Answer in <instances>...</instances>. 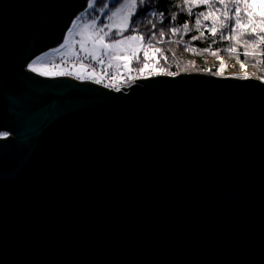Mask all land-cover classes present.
Here are the masks:
<instances>
[{
	"label": "water",
	"instance_id": "water-1",
	"mask_svg": "<svg viewBox=\"0 0 264 264\" xmlns=\"http://www.w3.org/2000/svg\"><path fill=\"white\" fill-rule=\"evenodd\" d=\"M86 2L0 0V264H264V83L30 72Z\"/></svg>",
	"mask_w": 264,
	"mask_h": 264
},
{
	"label": "snow or ice",
	"instance_id": "snow-or-ice-1",
	"mask_svg": "<svg viewBox=\"0 0 264 264\" xmlns=\"http://www.w3.org/2000/svg\"><path fill=\"white\" fill-rule=\"evenodd\" d=\"M196 3L209 5V13H199L198 16L210 15L214 5L210 4V0H194ZM243 3L244 8L247 10L248 19L245 21V27H248L250 31L245 34L240 32L238 35L241 37V42L245 45L243 55L247 58L250 55H254L255 52H249L248 48L255 49L257 46L264 44V16H261L259 20L256 19V13L252 12L253 0H236L235 12L237 13L235 19V25L232 26L229 21L228 15L229 9L227 5H224L223 9L217 8V11L221 12L223 23L215 25L211 28V35L215 37L218 29L220 31V39H230L236 34V29L241 27V18L238 15L240 12V3ZM98 0H87L86 9L80 16H77L75 20L70 21L71 28L67 30V38H64L63 44L59 48L55 49V53L60 55L61 63L47 64L44 63L45 57L41 56L38 60H32L27 68L30 72L35 73L41 77H55V76H74L78 80H94L95 83L100 84L103 81L104 72L107 69L114 68L115 71L110 73V78L120 76L121 69H123L124 76L121 82H131L136 76H143L145 78L149 76L167 75L175 76L178 72H170L160 69L157 71L153 68L150 72L145 73V69L150 66V61L163 59L167 62L168 57L164 55L163 50L155 45H158L163 41L165 37V30L163 27L164 15L159 13L160 22L162 28L158 31V37L156 34V24L151 18L148 19V26L153 30L148 39L143 34L139 33V26L133 17L136 16L137 10L143 8L144 11L141 15H146L150 0H112L111 5L103 3V0H99L100 7H97ZM188 3V0H185ZM95 11L99 16H107L106 21H100L97 16H92L91 12ZM155 11L152 12V16H156ZM173 15L170 20H175ZM200 20L196 19V25L199 26ZM188 23L183 25L185 31L188 30ZM227 30L226 32L223 30ZM171 34H176L179 29L175 26L168 28ZM192 39H196L193 37ZM216 41L213 40V43ZM187 45L185 48L187 49ZM146 49H151L147 51ZM207 50V49H206ZM226 51L229 53L235 52V47H230ZM83 54V55H81ZM216 55V52L212 53ZM264 56V51L259 53ZM67 57V58H66ZM105 57L107 58V64L105 65ZM69 60H74V63L69 69L67 67ZM88 61V63H85ZM115 62V63H114ZM135 62L139 66L138 68H131L130 64ZM223 60L220 61L221 68L215 73V75L223 76ZM100 65L101 74L97 75L95 72V66ZM241 69L246 68L245 62H240ZM91 68V74H87V70ZM211 72V69L206 70ZM135 74V75H134ZM231 79H250L247 72L241 76L225 77ZM264 83V79L261 80ZM105 87H109V84H105ZM116 91H120V88L116 83L111 85ZM6 133H0V138H6Z\"/></svg>",
	"mask_w": 264,
	"mask_h": 264
},
{
	"label": "trees",
	"instance_id": "trees-1",
	"mask_svg": "<svg viewBox=\"0 0 264 264\" xmlns=\"http://www.w3.org/2000/svg\"><path fill=\"white\" fill-rule=\"evenodd\" d=\"M112 0H107V4L111 5ZM210 4L214 5L210 15L206 16L200 15L199 13L203 12L205 14L209 13V5L200 4L194 2V0H188V3H185V0H150L148 6L147 14L141 15L140 13L144 11L143 8L137 10L136 16L133 17V20L136 21L139 26V33L143 34L146 39L150 37V33L153 30L148 26V19L151 18L156 24V33L162 28L160 22L159 13H163L164 21L163 27L165 30V37L162 42L173 43V47L176 50V53L173 55L174 63L166 64L167 68H161L157 66L156 70L159 71L163 69L170 72H178V75L181 74H201L215 76L217 72V67L213 65L212 67H207L203 59L205 56L212 58H221L225 59L234 64L240 65V62H245L246 66L254 70L259 77L264 78V56H261L259 53L264 51V44L257 46L255 49L252 47L248 48L249 52H255L254 55H250L247 58L243 55L245 50V45L241 42V37L238 35L240 32L247 34L250 29L245 27V21L248 19L247 10L244 8L243 3H240V12L239 16L241 18V27L236 29V34H234L230 39L222 40L220 39V31L218 29L217 35L213 37L211 35V28L215 25L223 23V18L221 12L217 11V8L223 9L224 5H227L230 17L229 23L234 26L237 13L235 12L236 0H210ZM99 5V0L97 6ZM87 11V9L85 10ZM84 11V12H85ZM157 13L156 16H152V12ZM252 12L256 13L257 21L261 16H264V5H259L253 0ZM98 13L95 11L91 12L92 16H97ZM175 15V20L171 21L170 18ZM100 21H106L107 16L97 17ZM199 18L200 24L196 25V19ZM188 23V30L183 29V25ZM175 26L179 29L176 34H171L168 31V28ZM223 31H227L226 29ZM196 37V39H192ZM213 40L216 42L213 43ZM161 42V43H162ZM187 45V49L185 48ZM230 47H235L236 51L229 53L226 51ZM207 49V50H206ZM216 52V55L212 53ZM196 59V64H193L192 61ZM218 66V65H217ZM211 69V72L206 70ZM149 70L148 72H150ZM169 77L167 75H157L153 77ZM176 76V75H175Z\"/></svg>",
	"mask_w": 264,
	"mask_h": 264
},
{
	"label": "rangeland",
	"instance_id": "rangeland-1",
	"mask_svg": "<svg viewBox=\"0 0 264 264\" xmlns=\"http://www.w3.org/2000/svg\"><path fill=\"white\" fill-rule=\"evenodd\" d=\"M257 4L259 5H264V0H254ZM103 3H106L107 4V0H103ZM97 7H100V3ZM83 13V12H82ZM81 13V14H82ZM81 14H79L78 16H80ZM97 17H98V14H97ZM71 28V27H70ZM152 33H150L151 35ZM157 34V38L159 39L158 37V33ZM65 38H67V33L65 35ZM63 44V42H62ZM61 46V45H60ZM60 46H58L57 48H59ZM155 46H158L160 47L163 52H164V55H166L168 57L167 59V62H165L163 59H157V60H153V61H150V66L148 69H145V73H148L149 70H152L153 68L156 69L157 66H161V68H167L166 64H171V63H174L175 60L172 58L173 55L176 53V50L174 49L173 47V43H166L165 42H162V43H159L158 45H155ZM55 49H52V50H49L47 51L46 53L42 54L41 56H44L46 59L44 61V63H47V64H55V63H58L61 58H60V55L59 54H56L55 53ZM147 51H151V49H146ZM83 55V54H81ZM39 56V57H41ZM39 57H37L36 59L34 60H38ZM56 58H59V60H57ZM67 58V57H66ZM223 60V76H219V75H215V77H220V78H223V77H234V76H243L245 74V72H247L248 76L250 78H254V79H257V80H262L264 78H261L259 77V75L257 73H255L254 70L250 69L249 67L246 66L245 69H241L240 65H237V64H234L232 62H229L225 59H221V58H212V57H208V56H205L204 59H203V62L204 64L207 66V67H212L213 65H215L217 67V69L219 70L221 68V64H220V61ZM72 61V63L68 66L69 69H71L72 65L74 63H76L74 60H70ZM86 63H88V61H85ZM115 63V62H114ZM193 64H196V59H194L192 61ZM107 64V58L105 57V65ZM218 65V66H217ZM139 66H142V65H137L135 64V62H133L132 64H130V67L131 68H138ZM217 70V71H218ZM106 71L112 73L115 71L114 68L112 69H107ZM92 70H87V74H91ZM96 72V71H95ZM97 75H100L101 74V68H100V71H97L96 72ZM37 75V74H36ZM124 72H123V69H121V74L120 76H117L115 77L113 80V83H118L119 81H121V78L124 76ZM135 75V74H134ZM182 75V74H181ZM177 76V75H176ZM56 77H63V76H55V77H45V78H56ZM73 77L74 79H76L74 76H71ZM169 77H172V76H169ZM149 78H154L153 76H149L147 78L143 77V76H136L133 81L135 82L136 80H140V79H149ZM78 80V79H77ZM80 82H85V81H90V82H94V80H89V79H85V80H79ZM112 83V84H113ZM8 137V136H7ZM2 139V138H1Z\"/></svg>",
	"mask_w": 264,
	"mask_h": 264
},
{
	"label": "built area",
	"instance_id": "built-area-1",
	"mask_svg": "<svg viewBox=\"0 0 264 264\" xmlns=\"http://www.w3.org/2000/svg\"><path fill=\"white\" fill-rule=\"evenodd\" d=\"M57 60H59V58H56ZM58 63H61V60L58 62ZM72 63V61H70L69 60V63H68V65H67V67L70 65ZM86 63V62H85ZM100 65H96L95 66V71L97 72V71H100ZM89 70H92L91 68H89ZM109 74H110V72H108V71H105L104 72V76H103V81H102V83H100V84H98V85H100V86H102V87H105L104 85L105 84H109V87H105L106 89H109V90H114V91H116L115 90V88L114 87H112L111 85H112V83H113V78H110V76H109ZM68 77H71V76H68ZM73 78V77H72ZM121 80H122V78H121ZM135 82L132 80L131 82H121V81H119L118 83H116L117 84V86L120 88V90H122V88L124 87V88H128L129 86H131L132 84H134ZM97 84V83H96Z\"/></svg>",
	"mask_w": 264,
	"mask_h": 264
},
{
	"label": "flooded vegetation",
	"instance_id": "flooded-vegetation-1",
	"mask_svg": "<svg viewBox=\"0 0 264 264\" xmlns=\"http://www.w3.org/2000/svg\"><path fill=\"white\" fill-rule=\"evenodd\" d=\"M2 139H5V138H2Z\"/></svg>",
	"mask_w": 264,
	"mask_h": 264
}]
</instances>
